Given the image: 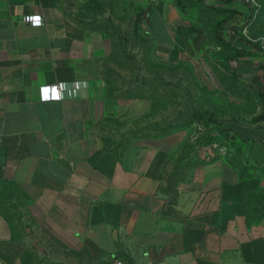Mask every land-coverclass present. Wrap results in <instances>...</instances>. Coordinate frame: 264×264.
I'll use <instances>...</instances> for the list:
<instances>
[{"label": "crops", "instance_id": "0c3cea01", "mask_svg": "<svg viewBox=\"0 0 264 264\" xmlns=\"http://www.w3.org/2000/svg\"><path fill=\"white\" fill-rule=\"evenodd\" d=\"M76 4L0 0V264H25L30 248L15 220L33 216L20 196L40 229L68 250L92 244L123 264H264V175L241 178L219 157L165 191L172 152L164 141L108 147L102 70L111 38L76 19ZM29 15L42 23L25 22ZM185 22L176 34L189 35ZM238 46L246 53L235 61L237 76L259 107L249 121L223 127L264 167V56ZM75 81L86 82L76 96L41 99L40 86ZM255 206L263 215L251 221Z\"/></svg>", "mask_w": 264, "mask_h": 264}, {"label": "rangeland", "instance_id": "374dc122", "mask_svg": "<svg viewBox=\"0 0 264 264\" xmlns=\"http://www.w3.org/2000/svg\"><path fill=\"white\" fill-rule=\"evenodd\" d=\"M77 0L76 19L102 29L111 38L102 70L109 99L102 136L108 147L123 148L143 138L165 142L171 149L166 165L168 184L174 191L181 178L203 164L204 157L230 150L228 158L246 175H264L247 150L238 151L229 134L209 120L213 113L223 126L237 119L249 121L259 105L240 83L233 47L221 44L215 24L223 15L206 5L216 4L239 12L232 20L234 35L264 43V0ZM186 21V22H185ZM187 23L189 35L180 36L178 23ZM159 24L167 35L153 32ZM228 32V31H227ZM201 35V41L198 37ZM242 44V42H237ZM237 44V45H238ZM247 46V45H246ZM256 49V48H255ZM256 52L260 53L258 49ZM219 140L210 144L209 138ZM234 143V142H233ZM223 149V150H222ZM239 149H241L239 147ZM206 155V156H205ZM32 213L21 221L20 236L30 246L33 264H115L107 252L86 244L68 250L39 227ZM260 195L256 202H261ZM20 201V202H21ZM255 201V200H254ZM255 206L254 212L260 211Z\"/></svg>", "mask_w": 264, "mask_h": 264}, {"label": "trees", "instance_id": "16d2710c", "mask_svg": "<svg viewBox=\"0 0 264 264\" xmlns=\"http://www.w3.org/2000/svg\"><path fill=\"white\" fill-rule=\"evenodd\" d=\"M197 1H199L202 4H205L204 0H197ZM206 6L209 9H212L214 12L223 15V17L216 22L214 29H215L217 38L221 44H229L233 47L234 54H235L236 58L243 56L246 53V49L239 48V46L236 44L237 42H242L243 45H247V46H251L253 48H256L262 54V49H261L259 42L248 41L245 38L237 36V35H234L232 37H228V33H230V31L232 33V30L235 29V27H233L231 24H232V20L234 19V16L237 14V12H239L237 9L226 7V5H224V7H221V5H216V4H209ZM209 120L211 122H213L220 130H227L225 127H223L222 121L219 120L213 113H210ZM230 139H231L232 144H236L235 140L237 138L235 136L231 137ZM218 141L219 140H217L213 137H211L207 140V142L210 144L217 143ZM238 144H239V147L241 148V149H239V147H238V151L242 152L243 150L246 149V146L244 145L243 142L240 141ZM229 154H230V150L227 149V151L225 153H219L218 155H214L213 157H211L209 159H205L204 161H202V163L204 164V163L213 161L216 158L224 157V158H226V160L230 164H232L233 166L237 167L240 170L241 168L239 166H237L236 164H234V162L232 160H230V158H228ZM258 167L264 168L262 166H258ZM240 176H241V178H247V177H250L251 175H246L245 173L242 172V170H240ZM260 195L261 194H258L253 199L256 201V197L258 199V197ZM262 215H263L262 209H260V211L257 213H255L253 210V213H252L250 220L251 221H257L262 217ZM32 260H33V257L31 255L30 250L26 249V251L24 252V255H23V262L25 264H33L31 262Z\"/></svg>", "mask_w": 264, "mask_h": 264}, {"label": "built area", "instance_id": "2783aa9c", "mask_svg": "<svg viewBox=\"0 0 264 264\" xmlns=\"http://www.w3.org/2000/svg\"><path fill=\"white\" fill-rule=\"evenodd\" d=\"M35 16H39L41 17V15H29L24 17V21L25 22H31L33 24V21L31 18L35 17ZM42 17H41V23H42ZM261 49H262V55L264 56V43H262L261 45ZM43 86H55L58 91H60L61 96L63 99L65 97V92L67 93L68 96H76L78 94V92L86 86V82H82V81H75L71 86H68L65 82H58V83H54V84H46V85H42L39 88L40 91V96H41V89ZM60 99V100H61ZM44 101V100H43ZM50 101V100H49ZM0 145H1V137H0ZM223 150V149H222ZM115 264H123V262L121 260H117Z\"/></svg>", "mask_w": 264, "mask_h": 264}, {"label": "clouds", "instance_id": "9594fccd", "mask_svg": "<svg viewBox=\"0 0 264 264\" xmlns=\"http://www.w3.org/2000/svg\"><path fill=\"white\" fill-rule=\"evenodd\" d=\"M34 26L41 24V17L35 16L31 18ZM62 98L60 91L55 86H43L41 89V99L44 101L55 100L59 101Z\"/></svg>", "mask_w": 264, "mask_h": 264}]
</instances>
